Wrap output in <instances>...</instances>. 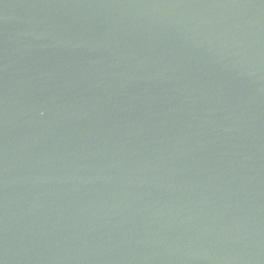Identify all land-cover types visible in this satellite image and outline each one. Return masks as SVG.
I'll return each instance as SVG.
<instances>
[{"label": "water", "instance_id": "water-1", "mask_svg": "<svg viewBox=\"0 0 264 264\" xmlns=\"http://www.w3.org/2000/svg\"><path fill=\"white\" fill-rule=\"evenodd\" d=\"M0 264H264V0H0Z\"/></svg>", "mask_w": 264, "mask_h": 264}]
</instances>
